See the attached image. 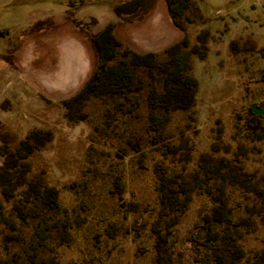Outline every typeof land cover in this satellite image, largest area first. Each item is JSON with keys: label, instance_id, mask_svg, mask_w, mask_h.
<instances>
[{"label": "rangeland", "instance_id": "rangeland-1", "mask_svg": "<svg viewBox=\"0 0 264 264\" xmlns=\"http://www.w3.org/2000/svg\"><path fill=\"white\" fill-rule=\"evenodd\" d=\"M264 0H0V264H264Z\"/></svg>", "mask_w": 264, "mask_h": 264}, {"label": "water", "instance_id": "water-1", "mask_svg": "<svg viewBox=\"0 0 264 264\" xmlns=\"http://www.w3.org/2000/svg\"><path fill=\"white\" fill-rule=\"evenodd\" d=\"M250 110L254 115H261V116L264 115V105H261L260 108H257L256 106H252Z\"/></svg>", "mask_w": 264, "mask_h": 264}, {"label": "trees", "instance_id": "trees-1", "mask_svg": "<svg viewBox=\"0 0 264 264\" xmlns=\"http://www.w3.org/2000/svg\"><path fill=\"white\" fill-rule=\"evenodd\" d=\"M250 115H251V117H253L252 115H254V114L251 112V110H250ZM253 118H255V117H253Z\"/></svg>", "mask_w": 264, "mask_h": 264}]
</instances>
